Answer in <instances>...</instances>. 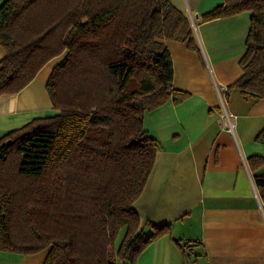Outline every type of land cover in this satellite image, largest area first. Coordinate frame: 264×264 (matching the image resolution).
<instances>
[{
	"label": "trees",
	"instance_id": "16d2710c",
	"mask_svg": "<svg viewBox=\"0 0 264 264\" xmlns=\"http://www.w3.org/2000/svg\"><path fill=\"white\" fill-rule=\"evenodd\" d=\"M243 11L251 12L243 73L229 87L261 98L264 0H224L199 19ZM193 32L170 0L2 2L0 95L20 91L62 58L46 83L56 112L0 138V251L48 248L42 264H136L168 232L140 228L133 207L160 147L143 118L188 95L172 86L165 41L191 42ZM255 140L264 145V128ZM248 165L264 167V155ZM254 180L264 189V171Z\"/></svg>",
	"mask_w": 264,
	"mask_h": 264
},
{
	"label": "crops",
	"instance_id": "0c3cea01",
	"mask_svg": "<svg viewBox=\"0 0 264 264\" xmlns=\"http://www.w3.org/2000/svg\"><path fill=\"white\" fill-rule=\"evenodd\" d=\"M4 0H0V5ZM193 24L189 41H165L172 86L188 95L148 111L144 128L160 144L133 207L139 227L168 226L136 264H264V189L248 158L264 155V97L229 87L242 75L250 11L201 21L224 0H170ZM4 50L0 46V60ZM62 57L49 60L20 91L0 95V138L35 118L54 114L46 89ZM224 104V105H223ZM223 110L231 117L229 130ZM48 248L21 254L0 251V264H42ZM124 264V263H119Z\"/></svg>",
	"mask_w": 264,
	"mask_h": 264
},
{
	"label": "built area",
	"instance_id": "2783aa9c",
	"mask_svg": "<svg viewBox=\"0 0 264 264\" xmlns=\"http://www.w3.org/2000/svg\"><path fill=\"white\" fill-rule=\"evenodd\" d=\"M231 117H234V115L227 112L226 110H223V118L225 119L226 126H227V128H229V130L233 129V123L231 122Z\"/></svg>",
	"mask_w": 264,
	"mask_h": 264
},
{
	"label": "rangeland",
	"instance_id": "374dc122",
	"mask_svg": "<svg viewBox=\"0 0 264 264\" xmlns=\"http://www.w3.org/2000/svg\"><path fill=\"white\" fill-rule=\"evenodd\" d=\"M119 237H120V236H119ZM119 237H118V239H117V243H118V241L120 240Z\"/></svg>",
	"mask_w": 264,
	"mask_h": 264
}]
</instances>
